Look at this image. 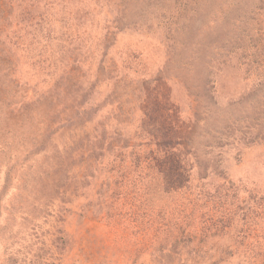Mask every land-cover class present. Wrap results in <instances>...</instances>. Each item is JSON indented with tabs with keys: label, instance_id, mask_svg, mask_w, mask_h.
Masks as SVG:
<instances>
[{
	"label": "rangeland",
	"instance_id": "374dc122",
	"mask_svg": "<svg viewBox=\"0 0 264 264\" xmlns=\"http://www.w3.org/2000/svg\"><path fill=\"white\" fill-rule=\"evenodd\" d=\"M0 264H264V0H0Z\"/></svg>",
	"mask_w": 264,
	"mask_h": 264
},
{
	"label": "trees",
	"instance_id": "16d2710c",
	"mask_svg": "<svg viewBox=\"0 0 264 264\" xmlns=\"http://www.w3.org/2000/svg\"><path fill=\"white\" fill-rule=\"evenodd\" d=\"M60 169L63 167V162L61 161L60 162V164H59V166H58ZM174 223H176V218L174 219ZM166 228H167V226H165ZM64 236H66L65 234H64ZM166 237L167 238H165L164 240V242L167 244V242H169V240L173 243L171 246H170V248H176V247H178V245L181 243V241L183 240L182 239V237L180 236V235H178V236H176L175 238H171L172 237V235L169 233H167V235H166ZM170 237V238H169ZM163 247L164 246H167V245H162ZM170 248L168 249V251L170 250ZM169 253H170V251H169ZM171 254V253H170ZM168 255V254H167Z\"/></svg>",
	"mask_w": 264,
	"mask_h": 264
}]
</instances>
